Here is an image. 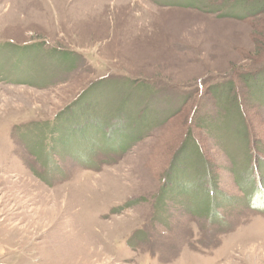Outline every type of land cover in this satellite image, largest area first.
<instances>
[{"label": "rangeland", "instance_id": "1", "mask_svg": "<svg viewBox=\"0 0 264 264\" xmlns=\"http://www.w3.org/2000/svg\"><path fill=\"white\" fill-rule=\"evenodd\" d=\"M222 2L0 0V264H264V10Z\"/></svg>", "mask_w": 264, "mask_h": 264}, {"label": "trees", "instance_id": "2", "mask_svg": "<svg viewBox=\"0 0 264 264\" xmlns=\"http://www.w3.org/2000/svg\"><path fill=\"white\" fill-rule=\"evenodd\" d=\"M245 1H247V2H245ZM233 4V5H231V7H235L234 5H236V7H240L241 9L240 10H243V12H242V14L240 13L239 15H238V13L237 14H231L230 12H227V11H223V13L222 14H224L225 16H232V17H245L246 18V16H244V15H249V14H254V13H257V12H261L262 10H264V0H254V1H251L250 3H249V1L248 0H240V2L238 1V0H233L232 2H227V0H225V2H222L221 4H222V6H223V4ZM218 6H216V8H217ZM220 8H222V7H220ZM235 9V8H234ZM237 9V8H236ZM216 10H218V9H216ZM232 12H233V10H232ZM259 78V77H258ZM250 82H251V84H253V82L251 81V79H250ZM258 82V81H257ZM142 84H148L147 82H144V83H142ZM220 87V86H219ZM223 87H225V91H224V93L225 94H227V93H230V94H233V92H234V88L232 87V84H231V86H227V85H223V86H221L220 88H219V90H222L223 89ZM255 88V87H254ZM224 95V94H223ZM225 96V95H224ZM233 96H235L236 97V95H234L233 94ZM232 99H233V97H230V99H229V102L228 103H230L231 102V108L228 106V107H224L225 109H226V112L228 113H230L231 111H234V112H236L235 114H238L237 115V118H239V123L241 124L240 126H242V122H243V125L246 127V125H245V121H246V123H247V118H245V116H243L242 114L244 113L243 112V106H242V104L241 103H239L240 101L237 99V97H236V105H234L233 104V101H232ZM181 106V105H180ZM175 111L176 110H174L173 112L175 113ZM225 112V111H224ZM239 112H241V115H239ZM226 114V113H225ZM246 114V113H245ZM199 121V120H198ZM198 121L196 122V127H197V129L198 128H203L204 126H206L207 125V122H206V120H204V119H202V117H201V124L200 123H198ZM247 126H248V124H247ZM118 128V127H117ZM125 129H127V128H125ZM119 130H120V128H119ZM187 131H188V128H184L182 131L180 130V132L178 133L179 135H180V133L182 134H184V136L182 137V141H183V143H181L180 144V146H178V148H177V151H176V153H175V155H174V157L178 154V152H179V156H181L182 154H183V152L185 151V148L186 147H191V145H194L195 143H197V139L195 138V137H193V136H190V134H187ZM123 133H124V136H122V137H126V138H128V140L129 141H132V140H134L133 139V134H130V132H128V131H122ZM110 133H115V134H118V133H116V129H111V132ZM185 134H186V136H185ZM133 142V141H132ZM121 146H124L123 144L121 145ZM120 149H122L120 152H124V149L123 148H120ZM258 149H259V147H258ZM119 150V149H118ZM117 150V151H118ZM173 150H174V148H173ZM255 150H257V149H255ZM260 151H264L263 150V148H261V150ZM200 156H201V154H200ZM174 157H173V159H174ZM263 161V164H261V163H259V162H255V158H252V163H251V166L253 167V168H255V170H259L260 169V167H263L264 166V159L262 160ZM258 165V166H257ZM182 167H183V165H181ZM172 167V166H171ZM169 168V169H166V171H165V175L163 176V177H165L164 179H163V181H165V182H167L164 186L165 187H163V185L159 188V196H155V199L157 200V203L158 204H163V202H164V200H165V198H167V197H165L164 195H165V192H166V190H167V187H168V183H171L172 182V178H171V174H172V171L174 170V168Z\"/></svg>", "mask_w": 264, "mask_h": 264}]
</instances>
